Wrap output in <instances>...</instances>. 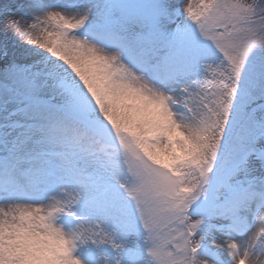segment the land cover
Wrapping results in <instances>:
<instances>
[{
	"label": "snow or ice",
	"instance_id": "snow-or-ice-1",
	"mask_svg": "<svg viewBox=\"0 0 264 264\" xmlns=\"http://www.w3.org/2000/svg\"><path fill=\"white\" fill-rule=\"evenodd\" d=\"M0 26V264H264V0H24Z\"/></svg>",
	"mask_w": 264,
	"mask_h": 264
},
{
	"label": "rangeland",
	"instance_id": "rangeland-1",
	"mask_svg": "<svg viewBox=\"0 0 264 264\" xmlns=\"http://www.w3.org/2000/svg\"><path fill=\"white\" fill-rule=\"evenodd\" d=\"M6 2H7L6 0H0V9H11L9 6L8 7L6 6V4H5ZM20 2H22V0H15L12 4L20 3ZM170 2L175 6L183 7L185 0H170ZM11 7L15 8L14 5H11ZM0 27H2V26H0ZM255 147L257 149L264 150V138H261L260 140H258ZM248 168H249L250 177L264 179V163H262L261 161L256 159L255 154H253L249 158ZM238 178H242V174ZM258 226L259 225L257 223L256 227H258ZM216 239H217V243H219V242H221L223 237H220V235L217 234ZM209 264H211V262H209Z\"/></svg>",
	"mask_w": 264,
	"mask_h": 264
},
{
	"label": "bare ground",
	"instance_id": "bare-ground-1",
	"mask_svg": "<svg viewBox=\"0 0 264 264\" xmlns=\"http://www.w3.org/2000/svg\"><path fill=\"white\" fill-rule=\"evenodd\" d=\"M6 1H7V2L5 3L6 6H7V7L9 6V7L11 8V10H13V11L16 9L17 5H19V4H21V3L24 2V0H22V2H20V3L12 4L15 0H6ZM11 5H14L15 8H12Z\"/></svg>",
	"mask_w": 264,
	"mask_h": 264
},
{
	"label": "clouds",
	"instance_id": "clouds-1",
	"mask_svg": "<svg viewBox=\"0 0 264 264\" xmlns=\"http://www.w3.org/2000/svg\"><path fill=\"white\" fill-rule=\"evenodd\" d=\"M250 3H254L255 0H249ZM202 264H206V262H202Z\"/></svg>",
	"mask_w": 264,
	"mask_h": 264
}]
</instances>
